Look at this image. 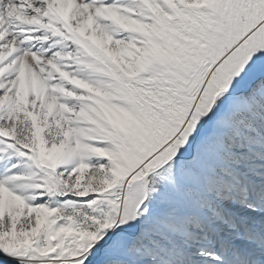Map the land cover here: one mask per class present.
<instances>
[{"label": "snow or ice", "instance_id": "6c2138e0", "mask_svg": "<svg viewBox=\"0 0 264 264\" xmlns=\"http://www.w3.org/2000/svg\"><path fill=\"white\" fill-rule=\"evenodd\" d=\"M0 264H264V0H0Z\"/></svg>", "mask_w": 264, "mask_h": 264}]
</instances>
